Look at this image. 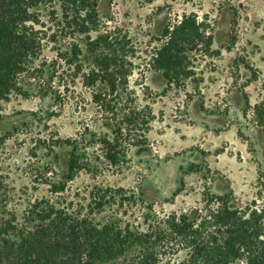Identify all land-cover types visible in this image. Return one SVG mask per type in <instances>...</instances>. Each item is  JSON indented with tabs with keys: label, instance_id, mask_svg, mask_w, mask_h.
I'll use <instances>...</instances> for the list:
<instances>
[{
	"label": "rangeland",
	"instance_id": "rangeland-1",
	"mask_svg": "<svg viewBox=\"0 0 264 264\" xmlns=\"http://www.w3.org/2000/svg\"><path fill=\"white\" fill-rule=\"evenodd\" d=\"M97 13L99 29L127 40L128 88L153 116L147 141L129 149L116 173L66 180L69 148L58 140L83 127L112 135L111 122L96 115L79 78L58 98L41 97L38 79L22 80L0 97V216L28 225L31 205L45 200L72 216L91 212L94 222L112 219L137 232L151 226L157 264H180L190 251L163 220L183 214L211 229L202 220L224 202L256 210L264 241V139L252 115L264 98V0H98ZM183 14L204 23L211 45L188 60V77L168 81L147 65V50ZM63 44L48 42L43 55L53 58Z\"/></svg>",
	"mask_w": 264,
	"mask_h": 264
},
{
	"label": "trees",
	"instance_id": "trees-1",
	"mask_svg": "<svg viewBox=\"0 0 264 264\" xmlns=\"http://www.w3.org/2000/svg\"><path fill=\"white\" fill-rule=\"evenodd\" d=\"M97 1L0 0V97L20 90L22 80L34 78L40 81L41 97L58 98L79 78L96 115L111 122L112 135L83 127L74 136L58 140L69 148L66 180L81 171L97 175L122 170L129 149L146 143L153 119L147 105H137L128 88L133 67L127 59V40L99 29ZM60 39L65 44L55 49L53 58L45 57L47 43L57 44ZM211 40L195 14H183L166 25L157 45L147 50V65L168 81L184 79L191 72L188 60L208 51ZM54 78L63 89L55 88ZM252 115L264 139V98L253 105ZM90 197L101 196L92 192ZM27 217L29 224L17 227L13 218L0 216V264H157L160 252L150 241L151 226L137 232L112 219L94 222L91 212L72 216L45 200L32 204ZM209 217L211 221L204 217L202 222H213L211 229L183 214L163 220L174 235L183 238L179 247L190 251L180 264H231L241 258L247 264H264L256 210L246 214L222 202Z\"/></svg>",
	"mask_w": 264,
	"mask_h": 264
}]
</instances>
